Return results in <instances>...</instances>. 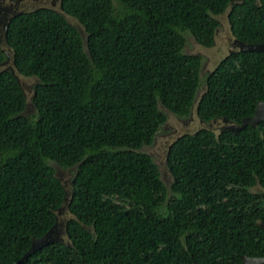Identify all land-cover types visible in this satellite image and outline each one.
Instances as JSON below:
<instances>
[{"label": "trees", "instance_id": "16d2710c", "mask_svg": "<svg viewBox=\"0 0 264 264\" xmlns=\"http://www.w3.org/2000/svg\"><path fill=\"white\" fill-rule=\"evenodd\" d=\"M235 5L232 34L264 43V0ZM230 0H63L13 19L16 70L34 81L39 114L20 116L26 93L0 73V264L19 261L47 234L65 200L52 163L78 167L71 246L44 247L22 264H242L264 257V122L219 138L175 140L172 187L145 148L171 115L191 114L200 57ZM88 51V53H87ZM6 61L0 47V64ZM196 112L240 123L264 102V53L228 56L209 76ZM170 115V116H169ZM93 227L94 233L84 228Z\"/></svg>", "mask_w": 264, "mask_h": 264}, {"label": "water", "instance_id": "95a60500", "mask_svg": "<svg viewBox=\"0 0 264 264\" xmlns=\"http://www.w3.org/2000/svg\"><path fill=\"white\" fill-rule=\"evenodd\" d=\"M261 1V0H258ZM63 0H0V47L3 54L6 55V61L0 64V73L3 71L11 72V74L17 79L22 90L26 93L27 103L24 111L20 114L23 117H29L30 115L39 114V110L33 99L35 97V90L33 86L26 82V79L16 70L15 66V52L8 42V31L11 22L13 19L17 18L20 15L30 14L37 12L41 9H50L54 10L63 17L72 25H74L80 32L81 36L84 39L85 47L88 46L87 37L84 29L77 23L75 19L69 17L66 13L63 12L62 7ZM244 3V0H230V4L227 10L222 14L221 21L218 20L219 25L223 26L225 29V34L230 36L225 45V50L227 56L239 53H264V43L261 44H250L243 42L235 38L232 34V29L230 25V14L235 5H240ZM219 28L216 30V36L218 35ZM189 35H185L186 45L184 47V55L189 56L186 49L188 47ZM88 53V51H87ZM204 76V67H201L200 70V83ZM208 89V84L203 87V90ZM202 96L200 89L197 91L196 98L191 110V117L195 113V108ZM262 122H264V102L261 101L257 104L255 114L252 117L244 118L240 123L231 120L228 117H218L210 120L209 122L201 121L200 130H205L211 133H215L217 136L225 132H230L235 135L239 134L241 131L246 129L248 126L258 127ZM158 165V164H157ZM159 166V165H158ZM51 167L55 170V177L58 179L65 188V200L63 201L62 206L56 212V222L53 227L47 232L43 237L33 239L32 246L30 250L17 262L15 263H4V264H22L30 256H32L37 251L43 249L44 247L61 243L66 246H71V239L68 233V224L73 219H76L70 211V205L73 201V180L78 172V167H73L70 169H64L57 163H52ZM165 167L167 168L166 176L169 177V183L167 184L168 188L172 187L173 176L171 170L168 167L167 160L165 161ZM162 177V176H161ZM164 183L166 181L162 178ZM257 225L264 230V221L259 220ZM84 228L91 233L94 232L93 227L84 225ZM242 264H264V257H242Z\"/></svg>", "mask_w": 264, "mask_h": 264}, {"label": "flooded vegetation", "instance_id": "af4514ba", "mask_svg": "<svg viewBox=\"0 0 264 264\" xmlns=\"http://www.w3.org/2000/svg\"><path fill=\"white\" fill-rule=\"evenodd\" d=\"M260 2L261 1H257V5H260ZM244 4V3H242ZM241 5V4H240ZM221 17L222 15L217 19L221 21ZM219 23V22H218ZM218 28L220 29L219 32H218V35L216 36V33H215V41H214V44L211 46V47H204L202 45H200L194 37L193 38V42H191V44L193 45L192 48L195 52L193 53H190V55L192 56H196V57H200L201 58V64L202 66L205 68V73L206 72H209V70L207 69L206 70V67L208 68V61L210 60V58L207 56V54L205 55L203 52L200 51V49H204L207 53L210 52L211 54V57L213 59V62L214 63H218V65L224 60L226 59L228 56L226 54V50H225V45L227 43V40L228 38H230V36L226 35L225 34V29L223 26H218ZM217 28V29H218ZM216 29V30H217ZM189 36H191L190 34H188ZM234 36V35H233ZM236 38V37H235ZM186 45V44H185ZM189 47H187L186 51L189 53V50H188ZM217 65V66H218ZM212 74V72H210L209 74H207L205 80H204V85L206 86V82L209 78V76ZM26 82L31 84L32 86H34V81L33 80H28L26 79ZM191 117V114L186 117V118H181V117H176V116H173L172 118H175L177 121H178V124L177 126H173L171 124V118L169 119V121L166 123L165 127L163 128L162 132L165 131L166 134L164 135V139H165V152L167 154L171 144L183 137L184 135H187V134H192V135H196L198 134L199 132L201 131H205V130H200V122L203 121L204 119H201L197 112H196V108H195V113L193 115V118H190ZM206 121V120H204ZM210 121V120H209ZM209 121H206V122H209ZM215 134V133H213ZM216 135V134H215ZM222 135V134H221ZM220 135V136H221ZM217 136V135H216ZM220 136H217L218 138ZM158 139H159V136H157V138L155 139V142H154V145L153 147H155L156 143L158 142ZM152 146H148L145 148L146 152L149 153L150 148ZM153 151L155 152V149H153ZM152 155H154L152 153ZM151 155V156H152ZM153 157V156H152ZM155 158H157V155H154ZM154 159V158H153ZM155 160V159H154ZM163 178V177H162ZM164 179V178H163ZM166 180V179H165ZM168 182H166V184H168ZM255 190L259 193L261 191H264L262 190L261 186L259 185V187H255Z\"/></svg>", "mask_w": 264, "mask_h": 264}, {"label": "rangeland", "instance_id": "374dc122", "mask_svg": "<svg viewBox=\"0 0 264 264\" xmlns=\"http://www.w3.org/2000/svg\"><path fill=\"white\" fill-rule=\"evenodd\" d=\"M188 37H189L190 41L188 42L189 53L188 52L187 53L190 54V53L195 52L193 50V48H192L193 45L191 44V42H193L194 40H193L192 36H188ZM200 51L203 52L205 55L207 54V56L210 58V60L208 61V63H209L208 68L206 67V70L208 69L209 72L205 73V68H204V76H203L201 87H200V91L202 92V95H203V93L205 91V90H203V87L205 86L204 85V80H205L207 74H209L210 72H212V73L214 72V70L216 69L218 63H214L213 62V59L211 57L212 53L211 54H210V52L207 53L204 49H200ZM172 117H173V115H171L169 117V119L170 118L172 119L171 120V124L173 126H177L178 121L175 118H172ZM165 134H166L165 131H163V132L161 131L160 134L158 135L159 139H158V142L156 143L155 147H153V145H154L153 144L152 147H150L148 149H150V151H149L150 155H152V153L154 155H157V158H155L154 155H152V156L155 159V162L159 165L162 177L164 178V180L166 179L165 180L166 182H168L169 181V177L166 176L167 168L165 167V161H166V152H165L166 148L164 147L165 146V139H164V135ZM153 149H155V152L153 151Z\"/></svg>", "mask_w": 264, "mask_h": 264}]
</instances>
